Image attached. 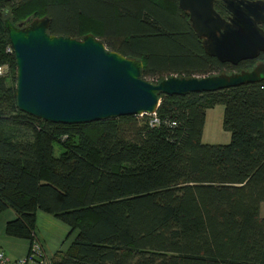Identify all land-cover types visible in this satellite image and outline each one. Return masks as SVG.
<instances>
[{
	"label": "trees",
	"instance_id": "1",
	"mask_svg": "<svg viewBox=\"0 0 264 264\" xmlns=\"http://www.w3.org/2000/svg\"><path fill=\"white\" fill-rule=\"evenodd\" d=\"M214 10L228 15L220 1ZM41 17L50 34L91 33L140 60L151 83L264 64V52L235 65L207 55L178 0H0V214H15L5 233L31 247L43 211L74 232L52 264H264V79L161 94L154 115L52 123L18 108L4 27ZM214 104L224 144L201 140Z\"/></svg>",
	"mask_w": 264,
	"mask_h": 264
},
{
	"label": "water",
	"instance_id": "2",
	"mask_svg": "<svg viewBox=\"0 0 264 264\" xmlns=\"http://www.w3.org/2000/svg\"><path fill=\"white\" fill-rule=\"evenodd\" d=\"M8 1V0H4ZM178 0L207 55L235 65L264 52V0ZM7 10H5L6 12ZM48 17L26 24L4 19L16 62L18 108L52 123H88L123 115L154 114L159 96L208 92L264 79V64L249 70L203 77L170 76L157 83L141 77L138 59L107 50L91 33L81 38L53 35Z\"/></svg>",
	"mask_w": 264,
	"mask_h": 264
},
{
	"label": "rangeland",
	"instance_id": "3",
	"mask_svg": "<svg viewBox=\"0 0 264 264\" xmlns=\"http://www.w3.org/2000/svg\"><path fill=\"white\" fill-rule=\"evenodd\" d=\"M147 81H149V79H147ZM221 118L222 105L214 104L212 107L206 108L201 137L203 143L224 144L228 142L229 133L221 126ZM60 150V147L55 146L56 154H58ZM45 226L48 240V251L46 250V252H53L55 248L54 251L67 248L74 237V232L68 234V225L60 220L59 223L50 222L49 224H45Z\"/></svg>",
	"mask_w": 264,
	"mask_h": 264
},
{
	"label": "crops",
	"instance_id": "4",
	"mask_svg": "<svg viewBox=\"0 0 264 264\" xmlns=\"http://www.w3.org/2000/svg\"><path fill=\"white\" fill-rule=\"evenodd\" d=\"M14 217L15 214L10 209L5 210L0 214V248L5 252L7 256H9L13 260L26 255L30 247L29 241L27 239L12 237L5 233L4 229L6 222ZM59 221L53 215H50L43 211L37 212V227L35 238L38 240V243H41L44 252L50 256L54 255L57 251L62 249L54 251L56 248H53V252H46V250L48 251V240L45 224H49L50 222L59 223Z\"/></svg>",
	"mask_w": 264,
	"mask_h": 264
},
{
	"label": "built area",
	"instance_id": "5",
	"mask_svg": "<svg viewBox=\"0 0 264 264\" xmlns=\"http://www.w3.org/2000/svg\"><path fill=\"white\" fill-rule=\"evenodd\" d=\"M3 70V66L0 67V74ZM41 249L42 247H40L38 242H33L26 255L13 260L0 248V264H52L51 256L46 254L44 250Z\"/></svg>",
	"mask_w": 264,
	"mask_h": 264
},
{
	"label": "flooded vegetation",
	"instance_id": "6",
	"mask_svg": "<svg viewBox=\"0 0 264 264\" xmlns=\"http://www.w3.org/2000/svg\"><path fill=\"white\" fill-rule=\"evenodd\" d=\"M216 1H220L221 2V0H214V2H216ZM214 2H213V6H214ZM260 26L263 28V30H264V25L263 24H260Z\"/></svg>",
	"mask_w": 264,
	"mask_h": 264
}]
</instances>
